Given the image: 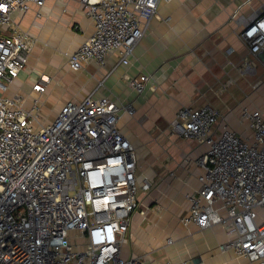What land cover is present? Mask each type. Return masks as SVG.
I'll return each instance as SVG.
<instances>
[{
	"label": "built area",
	"instance_id": "2783aa9c",
	"mask_svg": "<svg viewBox=\"0 0 264 264\" xmlns=\"http://www.w3.org/2000/svg\"><path fill=\"white\" fill-rule=\"evenodd\" d=\"M82 1L94 30L65 53L69 66L104 67L119 53L113 72L130 63L161 4L174 0ZM45 2L0 0V264H146L122 254L140 192L152 187L147 177L139 180L137 147L119 126L123 110L134 113L132 103L98 95L100 84L42 124L38 99L27 109L22 95L8 94L35 44L18 20ZM238 22L250 56L241 71L254 73L251 58L264 64V2ZM150 79L141 74L129 84L142 94ZM47 87L41 79L33 89ZM240 122L244 131L212 104L177 110L171 133L208 145L196 159L200 186L187 195L181 221L201 230L221 225L224 251L264 264V110L244 108Z\"/></svg>",
	"mask_w": 264,
	"mask_h": 264
},
{
	"label": "crops",
	"instance_id": "0c3cea01",
	"mask_svg": "<svg viewBox=\"0 0 264 264\" xmlns=\"http://www.w3.org/2000/svg\"><path fill=\"white\" fill-rule=\"evenodd\" d=\"M263 2L163 3L130 63L113 72L119 53L112 55L104 67L89 63L74 70L69 66L65 53L76 50L94 30L82 0H46L40 9L32 5L22 19L18 17L35 44L8 94L22 95L27 109L39 99L44 111L56 114L66 101L82 99L100 84L98 95L134 106L132 115L123 110L119 126L138 148L139 180L147 177L152 187L140 192L139 207L132 214L122 247L125 258L141 256L146 264H252L234 251L221 248L228 240L221 225L201 230L182 223L190 206L187 195L200 186L197 175L201 169L196 159L208 145L171 133L169 125L182 105L212 104L239 131L246 128L240 122L244 108L264 110V64L259 57L251 58L256 71L242 73L243 62L250 56L238 36L243 29L238 17ZM63 66L77 72L70 94L60 86L64 77L56 73ZM141 74L151 79L139 94L129 79ZM41 79L48 81L45 93L33 89ZM51 98L56 99L55 104L47 105ZM259 216L264 221V209Z\"/></svg>",
	"mask_w": 264,
	"mask_h": 264
},
{
	"label": "rangeland",
	"instance_id": "374dc122",
	"mask_svg": "<svg viewBox=\"0 0 264 264\" xmlns=\"http://www.w3.org/2000/svg\"><path fill=\"white\" fill-rule=\"evenodd\" d=\"M56 73H60L64 78H63V84L60 85V83H58V85L60 86H63L65 88V90L67 91L68 94H70V90H69V87L71 85V81L73 80L74 77H76L75 75H77V72L76 71H70V70H67L64 66L63 67H59L58 70H56ZM56 81V80H55ZM53 82L50 83V85L52 84ZM57 83V81L55 82V84ZM72 92V91H71ZM39 100V99H38ZM53 102V104H55L56 102V99L55 98H51V100H49L47 102V105H51ZM39 104H40V115L38 117V120L40 121V123L42 124H48L50 123L51 121H53L55 119V112L52 114L44 111L42 109V106H41V102L39 101ZM122 120H120L121 122ZM171 126V124L169 125V127ZM137 151H138V148H137ZM139 151H138V166H139ZM137 174H138V168H137ZM264 209V208H262Z\"/></svg>",
	"mask_w": 264,
	"mask_h": 264
}]
</instances>
